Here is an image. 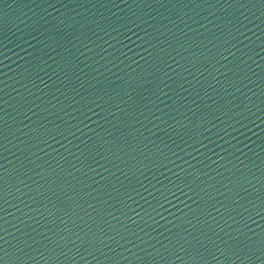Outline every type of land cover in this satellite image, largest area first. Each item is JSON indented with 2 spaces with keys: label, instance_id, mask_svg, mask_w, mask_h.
<instances>
[{
  "label": "water",
  "instance_id": "water-1",
  "mask_svg": "<svg viewBox=\"0 0 264 264\" xmlns=\"http://www.w3.org/2000/svg\"><path fill=\"white\" fill-rule=\"evenodd\" d=\"M0 264H264V0H0Z\"/></svg>",
  "mask_w": 264,
  "mask_h": 264
}]
</instances>
